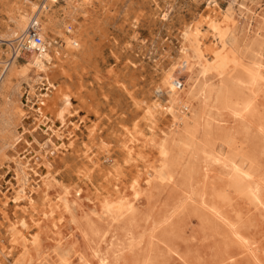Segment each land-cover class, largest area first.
<instances>
[{
    "label": "rangeland",
    "instance_id": "1",
    "mask_svg": "<svg viewBox=\"0 0 264 264\" xmlns=\"http://www.w3.org/2000/svg\"><path fill=\"white\" fill-rule=\"evenodd\" d=\"M244 1L251 10L249 25L226 18L210 0H172L173 7L164 17L165 2L157 0L158 4L150 3L145 7L146 18L143 17L135 28L123 26L126 23L117 20L116 25L125 27L126 32L116 28L111 34L113 44L103 46L104 69L117 77L137 68L134 81L137 85L128 84L124 79L127 91L122 87L120 105L117 102L116 105L113 99L105 110L88 105L93 113L90 119L83 109H75L76 102L68 104L65 98L53 99L52 110L46 115L47 111L39 103L41 93L47 87L45 77L36 82L29 81L32 75L26 79H14L7 112L0 114V188L5 191H0V257L4 250L12 251L6 264H100L102 255L108 257L109 264H264V71L261 68L257 80L248 81L247 76H243L244 80L238 82L241 64H232L236 60L233 54L236 51L246 56L245 62L239 61L244 65L250 64L254 53L264 64V20L262 28L254 33L257 22L264 17V0ZM220 3L222 7L226 6V2ZM186 25L198 34L209 63L223 45L232 42L227 48L228 64L216 59L219 68L210 69L206 79L199 67H192L190 59H185L181 52ZM233 26L236 42L231 41L228 32ZM255 38L259 39L257 45ZM190 42L193 43V39ZM23 54L18 63L25 61L26 55ZM183 61L187 65L180 74L179 102L182 108L177 110L182 120L176 126L166 111V86L174 65ZM96 77L91 80L98 83L109 75L102 72ZM238 83L243 91L241 95L232 91ZM159 85L163 91L156 95L151 88ZM68 86L71 93L78 91L77 86L65 82L59 85L62 95L68 94ZM202 86L214 90L215 94H230L229 101L214 102L213 99L210 105H204L195 95ZM107 92L114 96L112 90ZM152 104L159 106L154 116L157 120L153 117L150 121L143 114L145 112L139 111V106ZM213 104L216 107H212ZM81 111L84 114H79L80 120L74 118L72 122L80 128V125L84 127L85 120L87 131L98 127L111 141L110 147L115 149L112 159L103 158L100 167L91 169L93 184L88 176H83L88 165L83 159L84 145L77 143L74 154L68 152L70 154L64 159L57 157L54 175L61 184L53 182L50 194L60 192L62 185L68 186V197L76 201L70 210L60 212L55 208L51 212V206L45 207L42 201L37 203L38 208L33 212L32 207L24 202L17 206L15 201L16 195L19 196L20 181L15 174L8 173L16 167L4 152L23 133L21 116L37 117L43 124L34 126L31 121V131L41 146H33L25 161L36 164V154L46 155L57 141L72 132L75 125L68 119ZM51 116L58 121V125L56 122L52 125L53 129L44 126L51 121ZM150 126H154V131ZM128 133L136 134L141 140L135 156L122 152ZM85 135L87 139L88 135ZM97 147L93 148L95 152ZM225 159L227 162L234 159L243 165L255 176V184L252 181L236 182L224 164L227 163ZM41 161L36 165L46 164ZM114 163H119L116 170L121 172L120 176L108 177L104 172ZM162 168L169 178L161 180L158 177ZM147 172L152 174L151 177ZM5 175H8L6 180L9 179L2 184ZM148 177L154 179L151 185L147 183ZM136 180L141 183V192L134 199L135 211L124 212L118 204L113 205L110 215L102 210L101 201L105 195L114 197L122 192L126 197L124 201L132 200ZM31 181L35 190H40L36 185L38 180ZM256 184L261 188L259 200L255 199L251 189ZM8 197L12 201L11 217L5 213ZM25 206L29 210L24 209ZM22 212L26 213L32 234L37 237L30 255L24 253L12 235V220L16 221L12 216ZM35 217L41 227L36 224ZM55 224L60 226L58 233ZM61 235L63 239L59 242Z\"/></svg>",
    "mask_w": 264,
    "mask_h": 264
},
{
    "label": "bare ground",
    "instance_id": "2",
    "mask_svg": "<svg viewBox=\"0 0 264 264\" xmlns=\"http://www.w3.org/2000/svg\"><path fill=\"white\" fill-rule=\"evenodd\" d=\"M162 1L165 2L163 13L164 17L171 11L173 3L172 0ZM221 1L226 2L225 7H222L220 3ZM150 3L158 4L157 0H0V114L7 112L6 110L10 104L9 97L11 95V91L13 90L12 82L14 81V79L16 77H22L26 79L29 78L30 75H32L33 77H31L29 81L36 82L41 80L43 77H45V81H47V87L45 88L44 93H41L42 99L41 101H39V103H41L42 109H44L45 112L47 111L46 115L49 113L48 111L52 110L51 102L53 101V99L65 98V101L68 104L71 102H76L77 104L75 106V109H83V111L86 112V116L88 119L92 118L93 116V113L91 110H89L88 105L99 107L105 110L109 105H111L112 99L113 101H115V104L116 102H121L122 91L124 92L123 88H127L125 85V80L126 82H129L128 84L134 83L135 85V80L137 79L138 75L136 73V70L138 69L136 68L135 71L130 70L129 73L122 72L125 74H120L118 76L116 75L117 77H113L111 73L112 71L110 72L104 69L105 56L103 46L105 45L106 47V44H113L111 34L116 28L120 31H125V27L123 26L135 28L138 22L143 17H145L144 9ZM210 3L213 4L216 8L221 9L223 16L233 19L235 23L241 21L249 25L252 20V17L248 15V13L251 12L249 8L250 6L244 0H210ZM157 8H159V6ZM90 11H92V13ZM31 20L40 23V35L43 39L45 49L40 52L32 50L30 53L23 54L20 50V45L26 40V31L30 25ZM117 20H122V22L126 23V25L117 26ZM263 20L264 17H262L257 22L258 25L254 31L255 34L262 28ZM119 24L120 23H118V25ZM187 27L188 25H186L183 30L184 43L181 52L185 55V59H190V62H192V67L196 65L199 67V71L202 74V77L206 79V76L210 69L219 68V66L216 67V59L219 62L224 63L225 65L228 64L227 48L232 46V42H229L228 46L223 45L220 51L217 53L216 57L212 58L213 62L209 63L204 57L198 34L192 31L193 28L190 29ZM233 30L234 26L230 31H228L230 35L229 37L231 41L236 42ZM192 39L193 43L190 42L192 41ZM255 39V41H257L255 44L257 45L259 39ZM253 52L255 51L253 50L251 53L253 54ZM22 54L23 56L26 55L25 61L23 63H18L19 57ZM233 54L236 60H233L232 64H241V69L237 77L238 82L244 80L243 76H247L248 81L251 79L257 80L259 78V74H261V68L264 71V64L260 59H258V54L254 53L255 57H253L249 65H244L243 63L239 62L240 60H242V62H245V55H242V53L237 51L233 52ZM185 65H187L185 61L179 62L174 65L173 72L166 86L167 95L165 100L166 105L168 106V109L166 111L172 116V122H174V125L176 126H179V123L181 124L180 121L182 120L181 116H179L177 112L178 109L182 108L179 102L180 89L177 87V83H181L180 74H182ZM129 66L127 68H129ZM102 72H108L109 77L103 79V81H100L98 83H96V81H92L94 77L97 78L96 76L101 74ZM219 74H221V71L219 72ZM65 82H69L72 86H77L78 91L76 90L75 92L71 93L72 90L68 86L70 88V91L68 92V94H66V96L62 95L61 90L59 89V85ZM120 82L121 84H119ZM31 86L32 88H34V84H31ZM151 89H153V92L156 93V95L160 94V92L163 91L160 85L153 86ZM107 90H112V94H114V96H110L111 94L109 95V92H107ZM232 91L237 95L243 94L239 83L236 84L235 89H233ZM77 93L80 95L76 97L75 94ZM218 94L219 93L215 94L214 90L208 89L206 86H202L198 91L195 92V95L201 98V103L206 106L210 105L209 102H211L213 99L214 102L221 101L223 103H227L229 101L228 99H230V94ZM87 102H89V104H87ZM154 102L156 103V101ZM157 106L155 104L139 106V111L145 112L143 114H146V116L151 121V119L155 116ZM212 107H216L215 104H213ZM83 111L78 112L75 117H70L68 120L72 122L74 121V118H77L79 121V114H82ZM20 112L22 111L20 110ZM21 118V130H23V133L21 136H18V140L16 139L17 142L12 143L10 145V148L6 152H4V154L9 157L12 165L14 164L16 167L14 168V170L7 172L12 173L13 175L15 174V176L20 181L19 182L17 180V182H19L20 184L18 190V198L15 194V204L17 205L20 202H24L32 207V212L38 208L37 203L41 201L43 202V205L45 207L48 205L51 206V212H54L55 208H58V211L60 212L63 210H70L71 204H74V202L76 201H71L68 197V186L60 185L62 187L61 191L57 194H54L53 196L50 195L53 182H58L59 184H61L54 175V167L55 162L57 161V157H61L62 159H64L68 152L74 154L77 149V147L75 148V146H78L77 143L81 142L80 144L84 145L85 152V156L83 159H85L88 165V171L86 170V172L83 173V176H88V178L93 183V179L90 174L91 169L94 167L96 169L97 167H100V165H102L103 158L112 159V154L115 149L113 147H110L109 144L111 141L109 142L108 137H104V133L100 132L98 127L87 131L86 129L88 128V126L86 125L85 120L83 121L84 127H81L80 125V128H78V126L76 127L75 122H72L75 127L67 137L61 138L60 141H57L54 144L53 149L50 150L46 155L36 154V156L34 157L36 164H40L42 162L41 160H44L46 162L45 165L41 164L40 166H38L39 164H31V161L26 162L25 160L28 159L29 155L31 154V148L33 146H41L33 136L35 133L31 131V121H33L34 126H37L38 124H42L40 123L41 119H37V117L34 118L33 116L28 115H22ZM55 122L58 125V121H55L52 117L51 121L44 126H48L49 128L53 129L52 125ZM62 122H64V119ZM150 129L154 131V126H150ZM126 131L128 132V130ZM85 134L88 135L87 139ZM126 136H128V138L127 141H125V138V142H122V152L130 156H135L137 154V147L139 146L138 143L141 142V140L140 138L136 137V134L134 136L128 133ZM209 138L211 140V136ZM95 145L98 146V150H96L97 153L93 149ZM163 149L165 150V148ZM199 149L198 151H202V147L200 150ZM80 152L81 151H79V154ZM212 152L213 151H211L210 154H213ZM213 155H211L212 158ZM225 161L227 162V159H225ZM26 163L28 164L26 165ZM116 163L112 164V166L106 172H104L108 177L120 176L121 172L117 173L119 171L116 170L119 163L117 165ZM224 164H226V167L230 169V173H232V177H234L236 182L252 181L253 184H255V176L250 171L246 170L243 165L235 162L234 159H230L227 163ZM149 172H147V174L151 177L152 174H150ZM7 176L8 175H5L2 184L8 181L9 178L6 180ZM158 177L161 180L169 178L168 174L164 172V168H162V170L159 172ZM31 180H38V182H36V185L39 186L40 190H35V188L32 186ZM11 181L12 179L9 181V183ZM153 181L154 179L152 180V178H147L148 185H151ZM140 184V182H137V184L132 187L135 189V192L134 198L130 201H128L129 198L127 201H124L126 197L122 192L116 193V196L114 195V197L105 195L103 200L101 201L102 210L110 215L111 210L113 209V205L118 204L124 208V212L135 211L134 199H136L140 195ZM115 186L118 187V185L114 184V187ZM251 189L254 192L255 199L259 200V193L261 190L259 185H253ZM0 191L5 192L1 188ZM3 194L7 196L6 193ZM46 196L48 197L46 198ZM89 200L92 201L91 199ZM5 206L6 215L8 217H11L10 212L12 208V201H10L9 197L6 198ZM25 208H27V206H25L24 209ZM46 215L47 213H45L43 215L44 218H42L45 219ZM13 217L16 219V221L13 222L12 220V235L20 245L17 246L21 247L26 255H30L32 249L37 244V237L32 234L31 225L30 223H28L27 215L25 212H22L21 215H17L16 213L15 216H12V219ZM38 220L39 219L36 218V224L41 227L42 224L37 222ZM31 221L33 222V220ZM54 227L56 228V231L58 233L60 226L58 224H55ZM62 239L63 236L61 235L58 238V241L61 242ZM11 252L12 251L9 250H4L2 252V256L4 257H0V264H6V259L8 260V257L12 254ZM100 264H109L108 257L104 255H102V257L100 256Z\"/></svg>",
    "mask_w": 264,
    "mask_h": 264
},
{
    "label": "built area",
    "instance_id": "3",
    "mask_svg": "<svg viewBox=\"0 0 264 264\" xmlns=\"http://www.w3.org/2000/svg\"><path fill=\"white\" fill-rule=\"evenodd\" d=\"M44 49L45 46L40 35V23L31 20L26 31V40L21 43L20 50L22 53H30L32 50L40 52ZM177 87L181 89L182 83L178 82ZM184 110L187 111L186 108Z\"/></svg>",
    "mask_w": 264,
    "mask_h": 264
}]
</instances>
